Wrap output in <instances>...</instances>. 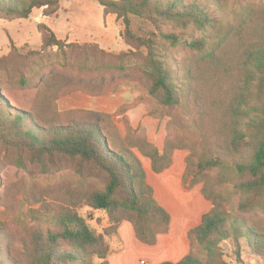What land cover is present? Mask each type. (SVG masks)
Masks as SVG:
<instances>
[{
  "label": "trees",
  "instance_id": "trees-1",
  "mask_svg": "<svg viewBox=\"0 0 264 264\" xmlns=\"http://www.w3.org/2000/svg\"><path fill=\"white\" fill-rule=\"evenodd\" d=\"M96 1L105 17L114 15L123 21L127 50L110 56L99 45L86 43L79 47L85 56L79 66L82 75L92 76L87 79L88 86L69 90L58 84L47 87L41 81L38 94L46 97L48 106L63 95L81 93L99 98L118 94L127 90L121 81L129 78V67L136 65L157 109H147L136 97L124 110L144 105L148 117L172 116L183 128L181 111L198 117L196 135L201 152L187 159L184 183L188 189L204 183L202 194L212 208L202 224L189 232L190 253L177 264H211L217 260L221 244L231 239L237 244L238 255L244 240L250 251L264 260V233L253 231L243 217L256 210L264 213V0L239 6L231 12L234 22L227 24L199 0ZM209 1L218 9L227 6L223 0ZM35 10L53 18L61 5L58 0H0V18L9 22L29 20ZM131 16L152 24L155 31L143 35L132 31ZM168 23L193 35L184 39L179 33H168L163 30ZM39 31L44 48L63 50L68 46L47 25L40 24ZM178 52L183 58L178 59ZM97 55L105 61L96 59ZM107 57L115 62H106ZM4 71L7 62L2 58L0 143L27 154L33 164L43 165L45 159L55 157L78 160L82 168L103 176L106 185L93 191L80 189L63 203L29 210L27 221L21 223V249L14 250L20 259L11 249L15 237L0 223V264H109V239L118 237L123 222L132 224L140 243L157 245L159 237L169 233L171 216L156 201L133 150L150 158L152 170L159 174L171 167L176 150L189 149L186 140L176 135L166 141L162 152L147 140L148 153L139 145L118 150L110 140L116 127L109 114L72 109L51 119L34 115L19 107L11 91L1 86ZM20 84L27 86V79L23 77ZM20 167L24 165L20 163ZM190 168L197 173L187 186ZM214 173L220 188L233 185L236 189L238 213L230 197L212 196L207 191L206 178ZM82 207L105 212L109 227L102 233L96 231L79 213Z\"/></svg>",
  "mask_w": 264,
  "mask_h": 264
},
{
  "label": "rangeland",
  "instance_id": "rangeland-1",
  "mask_svg": "<svg viewBox=\"0 0 264 264\" xmlns=\"http://www.w3.org/2000/svg\"><path fill=\"white\" fill-rule=\"evenodd\" d=\"M58 1L61 10L53 18H45L42 10H35L29 20L9 22L0 18V59L5 58L7 62V71L1 74V86L11 91L15 103L19 104V107L34 115H42L47 119H51L54 114L59 112L69 111L70 106L75 105L76 109H86L88 106L82 100L83 94L81 93L69 96L63 95L59 98V101H55L54 105L48 106L49 101L45 100L44 95L40 96L38 94L39 89L37 88L41 81L47 87L58 84V86H67L69 90L88 86L87 79L92 76L81 74L79 65L85 56L79 47H84L86 42L94 44L93 42L98 40L102 43L105 41L111 43L113 52L105 51L110 56H117L124 49L127 50V46L122 39L125 32L123 21H116L114 17L105 18L103 8L96 0ZM199 1L204 5H208L207 8L211 14H214L225 24L234 22V16L231 13L233 10L247 3L255 4L258 2V0H223L227 2V6L218 9L209 0ZM131 18V30L139 35L155 31L152 24L134 16H131ZM40 24L47 25L56 37L68 46L63 50L56 47L44 48L42 43L43 33L39 31ZM163 30L168 33H179L184 39H188L193 35L190 30H181L171 23L164 24ZM89 46L94 47V45ZM100 56L97 55L96 59L101 58L104 62V58ZM176 56L178 59L183 58L180 52ZM106 62L114 63L115 61L107 57ZM129 71V78L122 80L121 85L125 86L124 89L131 90L137 100L142 102L147 109L156 110L157 105L148 94L147 82L144 81L136 69V65L129 67ZM94 76L97 79L99 78L96 75ZM23 77L27 79V86L24 87L20 84ZM42 89L45 93L44 86H42ZM108 96L96 100L103 101L105 108L112 107L114 109V113L110 117L116 130L113 131L110 140L115 144L116 149H130L133 145H139L144 149V153H148L149 149L145 146L144 141L147 140L148 142L147 134L151 130L154 134L152 138L157 144H163V148L168 139L173 140L176 135L183 137L189 149H180L175 152L182 154V159L186 165L189 157L195 158L200 154L201 145L199 144V137L196 135L199 131L196 124L197 115L180 112L179 119L185 128L178 127L172 116H158V118L153 119L154 126L149 125L150 129L142 124L134 128L128 117L130 110L115 109V102L111 100L110 95ZM42 123L45 124L44 121ZM151 145L156 147L154 144ZM133 152L139 157L142 164L144 159L151 161L150 158L143 156L137 149ZM20 163L24 165L23 168L20 167ZM196 173L197 171L194 168H190L187 172V186L196 178ZM216 177L217 174L214 173L206 178L207 191L212 196L220 193L226 195L225 197H230L235 210L240 201L236 189L233 185L220 188L217 185ZM105 185L106 179L103 176L93 174L86 167L82 168L78 160L55 157L45 159L43 165L33 164L29 161L27 154L18 153L15 149L0 143V191L2 193L0 223L5 225L6 232L15 237L11 245L15 258L20 259L14 250L20 251L21 249V240L23 239L20 235L21 223L27 221L29 210H37L44 204L63 203L68 195L76 194L80 189L93 191L103 189ZM200 185L203 188L205 186L204 183ZM186 189L190 190L187 187ZM227 210L232 212V206H228ZM79 213L96 231L102 233L107 228L108 217L105 212H96L87 207H82ZM243 217L250 223L253 231L264 233L263 212L260 210L247 212ZM111 240L112 238L109 239V245ZM241 245V254L238 255L237 244L234 240L231 239L226 243H222L217 260L209 263L264 264L261 257L250 251L247 241L241 240ZM203 259L208 262L207 255H204Z\"/></svg>",
  "mask_w": 264,
  "mask_h": 264
},
{
  "label": "crops",
  "instance_id": "crops-1",
  "mask_svg": "<svg viewBox=\"0 0 264 264\" xmlns=\"http://www.w3.org/2000/svg\"><path fill=\"white\" fill-rule=\"evenodd\" d=\"M110 17H114L117 21L114 15H109L105 18L108 19ZM93 43L99 45L105 51L113 52L112 45L109 41L102 43L95 40ZM105 97L109 96L106 95L99 98ZM110 97L115 102V109L131 106L136 99L132 91L128 89L118 94H112ZM96 99L83 95L82 100L88 105L83 110H91L109 115L114 113L112 107L105 108L104 102L97 101ZM76 108L74 105L70 106L68 110ZM128 117L134 128L140 124L148 129H150V126H154V120L148 117L144 105L133 107L128 112ZM135 123L138 124L136 125ZM152 135L154 136L152 131H148V142L154 144L162 152L163 144H157L152 138ZM143 164L148 183L154 189L156 201L171 216L169 233L161 235L157 245L150 247L140 243L136 239L132 224L123 222L119 227L118 237H113L110 241L109 264L179 263L190 253L191 243L188 236L189 232L202 224L203 216L209 213L212 208V204L202 194L203 187L201 185L195 186L190 190L186 189L184 177L186 175L187 165L182 159L181 153L175 152L171 167L159 174L152 170L151 161L144 159ZM108 227L109 224H107Z\"/></svg>",
  "mask_w": 264,
  "mask_h": 264
}]
</instances>
